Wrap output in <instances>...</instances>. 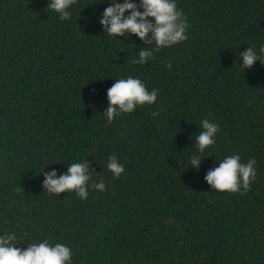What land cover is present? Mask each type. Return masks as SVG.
<instances>
[{
	"label": "trees",
	"instance_id": "1",
	"mask_svg": "<svg viewBox=\"0 0 264 264\" xmlns=\"http://www.w3.org/2000/svg\"><path fill=\"white\" fill-rule=\"evenodd\" d=\"M48 2L0 0V236L64 244L70 264H264V65L243 70L239 57L264 45V0H175L188 39L146 65L131 60L155 45L104 33L112 0H77L63 21ZM128 76L157 100L109 124L107 90ZM203 119L219 131L199 153ZM234 154L256 160L244 195L204 179ZM84 160L87 199L44 191V171Z\"/></svg>",
	"mask_w": 264,
	"mask_h": 264
},
{
	"label": "clouds",
	"instance_id": "2",
	"mask_svg": "<svg viewBox=\"0 0 264 264\" xmlns=\"http://www.w3.org/2000/svg\"><path fill=\"white\" fill-rule=\"evenodd\" d=\"M77 3V0H49L47 8L59 14L60 20H68L71 14L68 9ZM142 8L143 11L138 10ZM130 13L125 15V13ZM149 18H152L151 20ZM100 24L104 33L110 36L135 35L146 45L155 47L140 48L138 58H133V65H146L152 60L154 53L161 48L171 47L188 39L186 30L190 27L185 14L177 9L175 0H140L137 5L131 0H112L111 6L104 9ZM149 34H151L149 36ZM241 68H251L256 61L264 65V45L257 51L254 47L240 52ZM166 67L171 69L169 62ZM158 90L149 91L145 84L138 78L128 76L126 79H118L107 90L108 108L103 112L107 122L111 124L116 116L121 113H132L136 107L155 104ZM159 111L151 113L153 117L159 115ZM202 131L196 136V147L199 153L215 143V136L219 131V125L209 119L201 121ZM202 157L193 155L190 158L191 167L198 168ZM90 161L84 160L78 163H70L67 171L59 176L55 170L43 172L45 179L43 188L48 194L59 195L68 191H74L80 199H87L89 182L92 181L93 171L89 168ZM255 158L247 163H241V157L237 154L227 156L219 160V166L210 169L204 177L212 189L220 192L237 193L244 195L250 190V185L256 178ZM107 169L115 178H119L125 167L116 155L108 157ZM91 188L97 191H105L106 185L103 179L100 182H92ZM243 189V191H241ZM14 233L0 236V264H70L72 250L70 247L56 243L50 245L47 240L40 243L28 244L27 249H21L16 242Z\"/></svg>",
	"mask_w": 264,
	"mask_h": 264
}]
</instances>
